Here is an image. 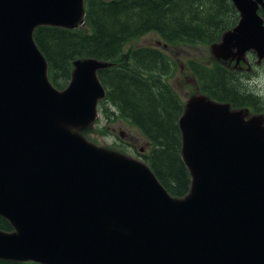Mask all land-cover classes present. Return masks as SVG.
I'll list each match as a JSON object with an SVG mask.
<instances>
[{"label": "water", "instance_id": "1", "mask_svg": "<svg viewBox=\"0 0 264 264\" xmlns=\"http://www.w3.org/2000/svg\"><path fill=\"white\" fill-rule=\"evenodd\" d=\"M237 25L217 60L264 61V0H230ZM85 25L84 0H0V261L34 264H264V115L203 94L178 120L191 186L172 197L149 167L98 147L105 98L80 59L56 89L34 41L39 27Z\"/></svg>", "mask_w": 264, "mask_h": 264}, {"label": "trees", "instance_id": "2", "mask_svg": "<svg viewBox=\"0 0 264 264\" xmlns=\"http://www.w3.org/2000/svg\"><path fill=\"white\" fill-rule=\"evenodd\" d=\"M84 9L82 28L39 27L34 31L51 84L65 89L76 60L110 63L97 72L105 90V98L99 103L101 116L107 122L120 118L136 128L150 145L146 154H138L141 161L172 197L183 198L190 190L191 177L181 158L178 120L184 106L168 82L174 61L155 47L128 51L124 47L149 33L157 34L166 44L213 45L237 25V11L230 0H84ZM259 14L264 18V10ZM226 65L216 62L207 67L190 61L187 68L200 93L209 99L264 115V104L239 94L232 85L237 75L246 73L244 67ZM102 131L96 126L97 134ZM116 149L125 151L124 146ZM0 230H12L1 217Z\"/></svg>", "mask_w": 264, "mask_h": 264}, {"label": "rangeland", "instance_id": "3", "mask_svg": "<svg viewBox=\"0 0 264 264\" xmlns=\"http://www.w3.org/2000/svg\"><path fill=\"white\" fill-rule=\"evenodd\" d=\"M143 46L155 47L174 61L175 69L172 76L168 79V82L179 96L183 106L187 105L190 99L201 94L196 80L187 68L188 62L193 61L207 67L214 65L216 62H220L224 65L227 64L226 66L228 68L230 66H235L238 69L244 67V72L246 73L251 71L253 63H258L254 53L247 54V63L240 62L238 65L230 61V59L217 60L212 54L211 45L186 43L166 44L155 33H149L129 42L125 45L124 51ZM244 110H248L252 115H263L261 113H254L250 109ZM95 123H97L96 126L102 128L103 131L101 134H97L95 129H93L95 124L91 129H88L89 131L82 134L89 142L98 147L115 151L117 150L116 147L124 146L125 151L121 154L138 161H141V157L138 154H146L150 149V145L140 132L120 118H112L107 122L99 111ZM126 144L129 146L127 147Z\"/></svg>", "mask_w": 264, "mask_h": 264}, {"label": "clouds", "instance_id": "4", "mask_svg": "<svg viewBox=\"0 0 264 264\" xmlns=\"http://www.w3.org/2000/svg\"><path fill=\"white\" fill-rule=\"evenodd\" d=\"M232 85L239 94L253 97L264 104V61L253 63L251 71L237 75Z\"/></svg>", "mask_w": 264, "mask_h": 264}, {"label": "flooded vegetation", "instance_id": "5", "mask_svg": "<svg viewBox=\"0 0 264 264\" xmlns=\"http://www.w3.org/2000/svg\"><path fill=\"white\" fill-rule=\"evenodd\" d=\"M141 152V151H140Z\"/></svg>", "mask_w": 264, "mask_h": 264}]
</instances>
